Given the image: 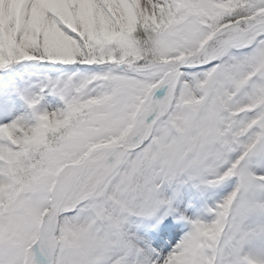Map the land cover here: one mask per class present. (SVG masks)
<instances>
[{
  "label": "snow or ice",
  "instance_id": "1",
  "mask_svg": "<svg viewBox=\"0 0 264 264\" xmlns=\"http://www.w3.org/2000/svg\"><path fill=\"white\" fill-rule=\"evenodd\" d=\"M22 61L86 71L0 125V264H264V0H0V70ZM230 180L166 254L132 231Z\"/></svg>",
  "mask_w": 264,
  "mask_h": 264
},
{
  "label": "rangeland",
  "instance_id": "2",
  "mask_svg": "<svg viewBox=\"0 0 264 264\" xmlns=\"http://www.w3.org/2000/svg\"><path fill=\"white\" fill-rule=\"evenodd\" d=\"M42 64H40V67H36L32 72H37V73H30L28 74V81H29V85L26 88H23L22 90L18 91L17 93H13L9 94L8 96H4L3 94H0V125H7L11 122H13L14 120L18 119V118H25V117H30L31 115V109L28 108L27 103L25 102V100L22 98L21 96V92L23 90H30L31 92H36L37 88L35 87L37 84L40 83L41 78L44 76H47L50 79H56L58 77H61L65 74H70L72 72H76V71H81L84 72L86 71V68L81 67V66H66V65H61V64H52V63H46V62H41ZM23 64V65H22ZM20 65V67L24 68V69H30L31 66L26 64V63H22ZM56 66V67H55ZM45 67V68H43ZM33 69V68H31ZM55 69L56 72L55 73ZM19 72L21 73H25L22 72V70L19 69ZM39 73V74H38ZM24 75V74H22ZM63 104L62 102L59 100L58 97H56L55 95L52 94H44L40 104L38 105V112L39 114H44V113H51L56 111L58 108H62ZM29 126H32L35 124L34 120H29L28 121ZM258 172L261 170H257ZM235 181L234 180H230L227 182L226 185L222 184L220 185V198L219 200L227 194L228 191L231 190V185L234 184ZM192 187V184H185L182 185L178 188L176 194L173 196L172 198V204L176 206V209L173 210L171 212V214H169L164 221H169L168 219L173 218L174 216H182L188 219H190L189 216L193 215L195 217H197L196 219H200L203 222H210V221H206L205 218V214L204 212H198L199 209L196 208L195 205L191 204V198L188 197L187 193H188V189ZM172 192L171 190H166L165 191V196H172ZM218 200V202H219ZM217 203V202H216ZM210 204L208 207L207 206H202V210L206 211L208 213V216L210 217L211 214L208 212L209 208H212L215 206V204ZM189 215V216H187ZM213 219V218H212ZM141 220H133V227L134 225L139 226ZM182 222L184 224H186V231L189 230L190 225L186 223L185 220H182ZM159 225V224H157ZM158 229V228H156ZM132 231H134L136 233V235L140 236L141 238L146 239V237L144 236V233L142 235H139V233L136 232V228H132ZM180 236V235H179ZM181 237V236H180ZM179 240V237H178ZM176 244L173 243L171 246H174ZM166 245H168V242L166 241L165 243H163L159 248H165ZM151 246L154 248L155 244L151 243ZM170 246V247H171ZM157 249V248H155ZM168 250V248L166 250H164V252H161V255L166 254V251Z\"/></svg>",
  "mask_w": 264,
  "mask_h": 264
}]
</instances>
